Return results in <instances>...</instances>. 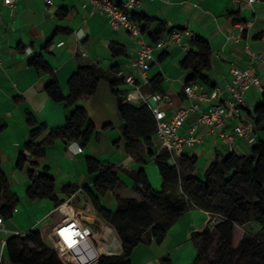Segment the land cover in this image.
I'll return each mask as SVG.
<instances>
[{"label": "crops", "instance_id": "obj_1", "mask_svg": "<svg viewBox=\"0 0 264 264\" xmlns=\"http://www.w3.org/2000/svg\"><path fill=\"white\" fill-rule=\"evenodd\" d=\"M245 1L140 0L128 15L132 20L139 19L144 23L142 36L150 44L166 37L171 30L187 31V34L183 33L182 44L188 48L194 37L205 40L210 49L209 65L203 71L204 82H198L205 93L219 89L216 100L225 102L229 97L226 84L231 81L235 69H247L264 84V0L251 4ZM238 21L252 23L239 30L235 28ZM186 53L182 45L176 43L153 51L149 80L158 75L161 81L157 90L149 81L142 87V92L165 93L171 102H161L159 106L167 115L176 107L188 105L183 92L191 74L183 67ZM135 56L136 43L129 33L112 28L107 17L97 12L87 0H16L12 7L0 2V121L5 123L0 131V168L7 181V192L16 199L12 215L4 219V230L0 231V264H10L3 241L14 235L12 231L26 233L38 228L51 243L48 235L61 218L55 208L63 201L84 211L87 227L99 236L97 239L93 235V240L100 255L122 251L115 227L98 215L88 190L112 210L117 205L116 195L140 199L135 188L140 171L144 172L153 190L162 189V178L148 148L136 142L129 150L123 135L124 120L118 110L119 99L139 104L129 98L130 86L123 79L133 75L140 80L133 65ZM35 58H42L48 69H37L32 64ZM88 64L97 65L101 76L95 91L79 98L73 105L86 111L83 130L91 129L88 138L82 141L55 139L45 146L40 157L26 153L28 160L19 167L18 157L25 153L24 143L31 130L29 116L47 126L39 140L49 130L65 125L69 108L64 101L51 99L45 87L55 80L61 93L67 96L69 78L80 66ZM113 71L121 80L111 85L107 76ZM244 99L243 119L254 122L255 110L264 105V92L250 85L245 89ZM201 104L206 108L209 101L203 100ZM196 116L195 112L187 115L179 128L180 134L188 135ZM238 122V118L230 116L222 129L232 131ZM220 131L204 123L198 124L197 140L184 147L179 155L171 157L170 162L184 174L203 179L217 157L231 153L251 154L253 145L264 139V117L256 123L252 142L238 136L232 141L223 139ZM154 142L159 144L156 134ZM78 146L81 151H77ZM151 150L154 151V147ZM89 158L116 169L118 182L114 188L103 194L97 193L94 182L100 170H88ZM31 169L54 179L57 202L28 195L27 189L32 183L28 171ZM215 219L208 211L197 207L183 212L163 239L136 244L129 257L131 264H166L162 260L166 257L170 258L171 264H192L198 254L192 233L203 230L208 224L213 225ZM110 228L108 240L113 243L120 240V245L118 250L107 252L102 236ZM244 228L252 235L264 230L255 219Z\"/></svg>", "mask_w": 264, "mask_h": 264}, {"label": "trees", "instance_id": "obj_2", "mask_svg": "<svg viewBox=\"0 0 264 264\" xmlns=\"http://www.w3.org/2000/svg\"><path fill=\"white\" fill-rule=\"evenodd\" d=\"M135 20L140 22L139 19ZM142 25L144 30V23ZM209 58L207 42L200 37L192 38L183 61V67L191 73L186 83L204 82L203 71L209 65ZM32 64L37 69H48L42 58H35ZM114 73L115 71L107 76L111 85L121 80ZM100 76L98 66L88 64L80 66L69 78L67 96L61 93L55 80L45 87V92L51 99L64 101L69 108L65 125L49 130L39 140L47 126L37 123L34 117L29 116L31 130L24 143L25 153L18 157L19 167H23L28 155L42 156L45 146L55 139L82 141L88 138L91 129L83 130L87 119L86 111L81 106L73 105L79 98L89 96L95 91ZM160 81L158 75L150 81L154 90L158 89ZM118 110L124 120L126 147L131 150L133 144L141 142L148 148L162 178V189L153 190L144 172L140 171L135 185L141 195L140 199L116 195L117 205L112 210L101 202L98 195L88 190L93 205L115 227L122 242L120 253L101 254L97 264H131L129 257L136 244L152 239L160 241L179 215L196 207L208 211L212 217L215 216L216 222L192 233V240L198 249L192 264H264V230L257 235H252L247 230L240 233L238 230L252 219L260 222L264 229V139H259L253 145L249 156L231 153L225 157H217L204 173L203 179H199L195 175L179 171L177 165L170 162L169 152L155 144L156 121L144 103L134 104L119 99ZM262 117L264 105L254 112V126ZM4 126L5 123L0 121V131ZM151 147H154V151ZM87 167L91 172L100 170V175L94 182L98 194L116 186L118 177L113 166L102 165L89 158ZM28 175L32 183L27 193L31 198H49L57 202L54 179L51 176L36 173L32 169L28 171ZM0 200V215L4 219L10 218L16 199L7 192V181L1 168ZM110 230L111 228L101 235L107 252L118 250L120 245V240L116 243L108 240ZM5 249L10 264H61L52 244L45 240L38 228L30 229L23 235H11L5 241ZM203 255L206 256V262ZM162 260L171 264L169 257Z\"/></svg>", "mask_w": 264, "mask_h": 264}, {"label": "built area", "instance_id": "obj_3", "mask_svg": "<svg viewBox=\"0 0 264 264\" xmlns=\"http://www.w3.org/2000/svg\"><path fill=\"white\" fill-rule=\"evenodd\" d=\"M16 0H0L3 5L12 7ZM94 9L107 17L109 24L114 29H123L129 33L136 43V56L133 59V65L138 71L140 80L133 75L124 76V81L130 86L129 98L136 103H144L152 112L156 121V135L159 139L161 149L169 152L171 157L179 155L183 148L193 145L197 140L195 130L198 124L204 123L212 128L220 129V136L223 139L232 141L238 136L254 141V122L250 119H243L244 109L246 107L244 92L250 85L256 86L261 92H264V84L260 78L249 73L247 69L233 71L232 79L226 84V90L229 97L225 102L217 101L220 90L214 88L209 94L202 91V85L196 81L185 83L183 92L188 99L186 107H176L170 115L160 108L161 102L170 103V98L161 92L143 93L142 87L149 83L148 69L154 61L153 51L164 47L167 44H181L184 51L188 50L186 44H182L183 33L187 31L171 30L164 38H160L155 43L150 44L142 36V23L132 20L128 11L134 9L140 0H124L117 2L115 0H87ZM256 0H246L251 4ZM252 21L236 22V29H243ZM1 59V58H0ZM203 100L209 101L208 107L204 108L201 104ZM190 112L197 113L196 120L188 129V135L179 133V128L185 121ZM234 116L239 122L233 127L232 131L222 129L226 120ZM77 147V151H81ZM61 218L56 226L49 233L48 237L56 252L61 264H93L97 262L100 254L96 253V245L93 240V234L87 233V225L83 216L84 211L74 209L67 201L59 203L55 208ZM4 218L0 216V231L4 230ZM89 229V228H88ZM14 235H23L18 231H12ZM5 241H3V244ZM2 253L0 252V259Z\"/></svg>", "mask_w": 264, "mask_h": 264}, {"label": "rangeland", "instance_id": "obj_4", "mask_svg": "<svg viewBox=\"0 0 264 264\" xmlns=\"http://www.w3.org/2000/svg\"><path fill=\"white\" fill-rule=\"evenodd\" d=\"M97 210V209H96ZM97 213H98V215L100 216V217H102V218H104L98 211H97ZM96 224H98V223H96ZM48 228V227H47ZM46 228V229H47ZM44 230V231H47V230ZM243 229L245 230V228L243 227ZM243 229H241V227L240 228H238V230L240 231V233H243ZM237 234H238V231L236 232ZM120 238V237H119ZM121 240V239H120ZM46 241H48V239L46 238ZM121 245H122V242H121ZM98 247H99V245H98ZM210 254H211V252H210ZM209 254V255H210ZM203 257H204V261L206 262L207 260H206V256H204L203 255Z\"/></svg>", "mask_w": 264, "mask_h": 264}, {"label": "bare ground", "instance_id": "obj_5", "mask_svg": "<svg viewBox=\"0 0 264 264\" xmlns=\"http://www.w3.org/2000/svg\"><path fill=\"white\" fill-rule=\"evenodd\" d=\"M86 230L88 231L87 233H92V231L90 230V229H88V228H86ZM93 235H94V233H92ZM97 239H98V237L99 236H97V235H94ZM103 243H104V241H103ZM96 251V253H98V251H97V249L95 250ZM99 254V253H98Z\"/></svg>", "mask_w": 264, "mask_h": 264}]
</instances>
